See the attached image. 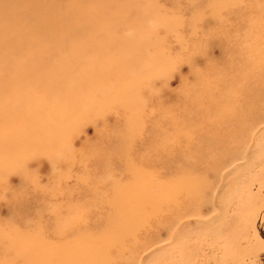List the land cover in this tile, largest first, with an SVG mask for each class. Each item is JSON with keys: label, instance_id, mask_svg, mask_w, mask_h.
Here are the masks:
<instances>
[{"label": "rangeland", "instance_id": "374dc122", "mask_svg": "<svg viewBox=\"0 0 264 264\" xmlns=\"http://www.w3.org/2000/svg\"><path fill=\"white\" fill-rule=\"evenodd\" d=\"M0 264H264V0H0Z\"/></svg>", "mask_w": 264, "mask_h": 264}]
</instances>
